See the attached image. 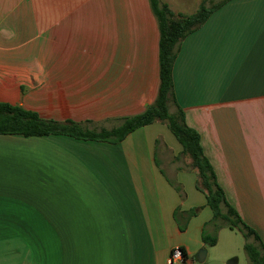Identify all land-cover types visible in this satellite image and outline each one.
<instances>
[{"label":"crops","instance_id":"obj_1","mask_svg":"<svg viewBox=\"0 0 264 264\" xmlns=\"http://www.w3.org/2000/svg\"><path fill=\"white\" fill-rule=\"evenodd\" d=\"M160 1L177 16L209 3ZM173 82L227 202L264 245V0L214 11L182 42ZM159 87L149 0H0V102L112 130ZM197 183L162 122L119 143L0 135V264H168L176 247L196 264L214 217Z\"/></svg>","mask_w":264,"mask_h":264},{"label":"trees","instance_id":"obj_2","mask_svg":"<svg viewBox=\"0 0 264 264\" xmlns=\"http://www.w3.org/2000/svg\"><path fill=\"white\" fill-rule=\"evenodd\" d=\"M228 1L230 0H224L211 8L207 6L208 2L203 3L194 15L177 16L160 0H149L160 31V87L155 102L144 113L125 118L119 127L107 130L95 128L91 122L45 120L35 112L0 102V135H65L85 141L119 143L138 128L155 122L165 123L183 147V155L192 160V167L198 173L197 188L207 196L208 205L214 214L211 225H217L219 221L222 226L217 225V229L226 227L230 230H242L246 241L253 239V242L245 244L250 264H264V245L259 235L243 222L237 211L227 202L213 167L203 152L200 137L187 126L185 115L177 105L174 95L173 67L182 42L199 30L210 15ZM171 104L177 109L175 113L170 112ZM177 190L180 191L178 188ZM196 214L197 210L194 209L189 217ZM180 229L183 231L185 227L181 225ZM203 241L205 245L214 247L218 239L207 235L204 230ZM182 251L186 256L184 250Z\"/></svg>","mask_w":264,"mask_h":264},{"label":"rangeland","instance_id":"obj_3","mask_svg":"<svg viewBox=\"0 0 264 264\" xmlns=\"http://www.w3.org/2000/svg\"><path fill=\"white\" fill-rule=\"evenodd\" d=\"M222 2L221 0H214L207 4L208 7H213ZM180 188V187H179ZM179 220V219H178ZM218 226H222L221 222H217ZM217 225H211L205 233L211 237H217L218 243L215 247L207 248V257L204 263L197 262L196 264H227L234 260L237 264H250L249 258L245 251L246 242H253V239L246 241L244 233L239 228L230 230L226 227L217 229ZM179 226L181 227L180 223Z\"/></svg>","mask_w":264,"mask_h":264},{"label":"built area","instance_id":"obj_4","mask_svg":"<svg viewBox=\"0 0 264 264\" xmlns=\"http://www.w3.org/2000/svg\"><path fill=\"white\" fill-rule=\"evenodd\" d=\"M168 264H194V263H188L187 256H184L182 249L176 247L171 252V255L168 260Z\"/></svg>","mask_w":264,"mask_h":264},{"label":"water","instance_id":"obj_5","mask_svg":"<svg viewBox=\"0 0 264 264\" xmlns=\"http://www.w3.org/2000/svg\"><path fill=\"white\" fill-rule=\"evenodd\" d=\"M206 256H207V251L205 249L201 250L198 254H197V261L200 263H204L206 260ZM231 264V263H230Z\"/></svg>","mask_w":264,"mask_h":264}]
</instances>
